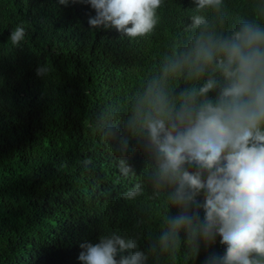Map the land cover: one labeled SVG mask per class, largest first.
Returning <instances> with one entry per match:
<instances>
[{
    "label": "trees",
    "instance_id": "1",
    "mask_svg": "<svg viewBox=\"0 0 264 264\" xmlns=\"http://www.w3.org/2000/svg\"><path fill=\"white\" fill-rule=\"evenodd\" d=\"M0 264H264V0H0Z\"/></svg>",
    "mask_w": 264,
    "mask_h": 264
}]
</instances>
